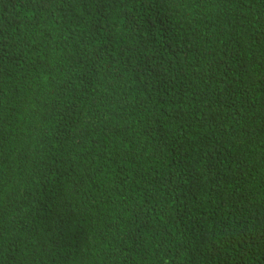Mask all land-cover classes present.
I'll use <instances>...</instances> for the list:
<instances>
[{"label":"trees","instance_id":"16d2710c","mask_svg":"<svg viewBox=\"0 0 264 264\" xmlns=\"http://www.w3.org/2000/svg\"><path fill=\"white\" fill-rule=\"evenodd\" d=\"M0 264H264V0H0Z\"/></svg>","mask_w":264,"mask_h":264}]
</instances>
